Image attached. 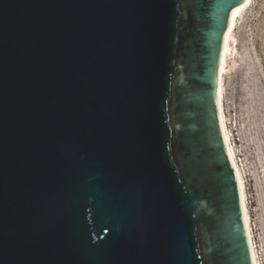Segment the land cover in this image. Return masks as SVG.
<instances>
[{"label": "water", "instance_id": "95a60500", "mask_svg": "<svg viewBox=\"0 0 264 264\" xmlns=\"http://www.w3.org/2000/svg\"><path fill=\"white\" fill-rule=\"evenodd\" d=\"M246 0H0V264H254L218 109Z\"/></svg>", "mask_w": 264, "mask_h": 264}, {"label": "rangeland", "instance_id": "374dc122", "mask_svg": "<svg viewBox=\"0 0 264 264\" xmlns=\"http://www.w3.org/2000/svg\"><path fill=\"white\" fill-rule=\"evenodd\" d=\"M235 37L224 77L225 107L246 184L254 242L264 264V0H251Z\"/></svg>", "mask_w": 264, "mask_h": 264}, {"label": "bare ground", "instance_id": "6f19581e", "mask_svg": "<svg viewBox=\"0 0 264 264\" xmlns=\"http://www.w3.org/2000/svg\"><path fill=\"white\" fill-rule=\"evenodd\" d=\"M250 3H251V0H246V2L242 6L235 8L231 12L229 27L224 37L223 51H222L220 67H219V74H218V109H219L220 123H221L222 131L224 134L226 146H227V151L231 158L232 164L235 168L236 175H237L238 182H239L241 198H242V205H243V213H244L246 228H247L248 237L250 241V246L252 249L254 264H260L259 252L254 242L251 220H250V216L248 213L246 184H245L244 176L242 174L240 165L238 163L236 151L234 149L233 142L231 139L232 136H231V130L229 127L231 123H229L228 116L226 113L225 91H224V77H225V73H226V70L229 64L228 60H229V57L234 53L236 49L235 30L237 28L242 12L244 11V9H246L250 5Z\"/></svg>", "mask_w": 264, "mask_h": 264}]
</instances>
